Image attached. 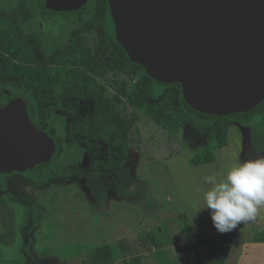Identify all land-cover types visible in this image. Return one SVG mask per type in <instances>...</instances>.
Returning <instances> with one entry per match:
<instances>
[{
	"label": "rangeland",
	"instance_id": "1",
	"mask_svg": "<svg viewBox=\"0 0 264 264\" xmlns=\"http://www.w3.org/2000/svg\"><path fill=\"white\" fill-rule=\"evenodd\" d=\"M97 4L89 0L88 15ZM37 13L28 0L0 5V93L26 101L37 130L57 121L65 153L43 173L0 161V197L18 210L17 242L0 247V264H192L190 251L207 264L200 241L238 234L242 224L221 233L204 223L197 203L209 186L202 164L191 162L214 157L209 169L223 174L237 160L264 156V126L215 130L180 109L176 85L158 86L117 61L97 21L82 26L79 16L53 39L38 30ZM77 76L89 95L74 88ZM98 93L120 120L121 136L109 117L94 118ZM215 133L221 148L213 149ZM255 221L247 240L264 229V209Z\"/></svg>",
	"mask_w": 264,
	"mask_h": 264
},
{
	"label": "water",
	"instance_id": "2",
	"mask_svg": "<svg viewBox=\"0 0 264 264\" xmlns=\"http://www.w3.org/2000/svg\"><path fill=\"white\" fill-rule=\"evenodd\" d=\"M73 12L89 0H35ZM106 31L148 77L178 84L194 111L241 114L264 100V0H106ZM53 140L31 126L26 104L0 107V161L50 162ZM1 196V193H0ZM191 263L196 261L189 252Z\"/></svg>",
	"mask_w": 264,
	"mask_h": 264
},
{
	"label": "trees",
	"instance_id": "3",
	"mask_svg": "<svg viewBox=\"0 0 264 264\" xmlns=\"http://www.w3.org/2000/svg\"><path fill=\"white\" fill-rule=\"evenodd\" d=\"M31 2L33 6H35L38 10L37 15L34 18V22L37 25V28L41 33L48 38H52V36L49 35L51 32V27L54 26L55 29L58 28L59 24H70L72 23L76 18L75 15L79 14L82 18V23L80 25L87 26L90 22V18L92 20L97 21L98 25L101 29L102 37L106 43L107 48L113 53L114 58H116L117 61H119L121 64L126 65L127 67L136 66L138 68H141L139 65H135L130 60H128L123 51L115 45L108 37L107 31H106V13H107V3L106 0H98L97 4V11L90 12L88 15L87 12V4H85L80 9L73 11V12H56L49 9H46L40 5L35 0H28ZM10 0H0V5L9 3ZM21 6V5H19ZM88 18L83 21V17L87 16ZM52 16L58 17L59 19L57 21H53ZM2 40L0 41V52L3 49L2 46ZM142 69V68H141ZM143 70V69H142ZM78 78V79H77ZM80 77L77 76L74 82V88L79 90L78 92H81V96L85 97L88 94L87 88H85L84 85L80 83ZM147 80L157 84L161 87H169L176 85L178 87V103L180 109L188 114L190 117L199 120V121H206L210 122V124L213 125V128L219 129L221 126H227L230 123L237 124L243 128H250L251 126H264V100L257 105L254 109L251 111L241 113V114H234V115H228V116H214V115H207L203 113H199L194 111L191 107L187 105V103L184 101L181 87L178 84L173 85H165L162 83H158L154 80H152L150 77L147 76ZM16 96L9 95L8 92L0 93V107H4L7 105L10 101L15 99ZM94 101V107H93V116L95 119H100L103 116L109 117L107 119V123L109 126H111L115 130V134H118L121 136V133L118 131L121 127V122L117 118L116 115L111 114L109 111H107V99L102 97V95L95 94L92 97ZM26 103V110L28 109V103ZM56 122L52 121L49 124V127L46 129L47 132L44 131V133L49 136L56 148V152L50 159V162L48 163H42L39 165H36L33 170L38 173H43L47 169V167L52 162H55L56 159L61 157L65 153V147H64V139H65V133L61 126L60 134H56ZM92 121H88V123H91ZM58 123V122H57ZM59 124V123H58ZM93 127V126H92ZM216 132V131H215ZM56 136V139L52 138V136ZM214 138L216 140V143L213 147L214 148H221L223 146V140H220L219 136L215 133ZM214 159V157H213ZM212 157H209L208 159H205L203 161L199 162H191V165H199V164H208L212 163L214 161ZM88 162V159H87ZM82 167H86L92 171V164H82ZM83 174V173H82ZM17 218H18V210L9 204L5 199L0 197V247H10L15 245L17 242ZM260 235L256 236L254 239L255 242H263L264 241V233H259ZM218 236V237H208L206 239H203L200 241L199 245L204 247L205 250V256H206V263L207 264H224L231 249V245L235 242V234H225ZM103 249H98L97 251L101 252ZM110 251V250H109ZM104 255V254H103ZM195 264H201L200 260L196 257Z\"/></svg>",
	"mask_w": 264,
	"mask_h": 264
},
{
	"label": "clouds",
	"instance_id": "4",
	"mask_svg": "<svg viewBox=\"0 0 264 264\" xmlns=\"http://www.w3.org/2000/svg\"><path fill=\"white\" fill-rule=\"evenodd\" d=\"M205 207L214 227L229 232L245 221H254L264 209V156L237 160L223 174L203 177ZM200 209V210H201Z\"/></svg>",
	"mask_w": 264,
	"mask_h": 264
},
{
	"label": "crops",
	"instance_id": "5",
	"mask_svg": "<svg viewBox=\"0 0 264 264\" xmlns=\"http://www.w3.org/2000/svg\"><path fill=\"white\" fill-rule=\"evenodd\" d=\"M230 124L238 126L237 124H234V123H230ZM217 152L215 154L216 162L218 160ZM208 165L209 164H202V165L198 166L202 170H204V172L200 171V174L202 176V183L204 184V187L209 186V185H206L204 183L203 177L205 175H209L212 173H222V169L219 170L216 167H210L211 169H209ZM200 189H201V195L200 196L202 197L203 191L205 189H202V188H200ZM197 205L199 208L205 207L203 200L202 201L199 200ZM202 215H203L204 223L205 222L210 223L212 221L211 215H210V210L202 209ZM255 222L256 221L254 220V221H245V222L240 223V224H242V225H240L241 231L238 234H235V238L239 237L241 240L237 241L235 239V242L231 245L230 253H229L224 264H264V241L263 242H255L254 240H247L248 238L246 237V234H245L246 228L253 230V226H256L254 224ZM256 232H257V234L258 233H264V229L261 231H256ZM254 234H256V233H254ZM128 236H130V235H128ZM154 236H155V238H158L157 235H154Z\"/></svg>",
	"mask_w": 264,
	"mask_h": 264
},
{
	"label": "flooded vegetation",
	"instance_id": "6",
	"mask_svg": "<svg viewBox=\"0 0 264 264\" xmlns=\"http://www.w3.org/2000/svg\"><path fill=\"white\" fill-rule=\"evenodd\" d=\"M75 16H76V18H79V14H77V15H75ZM64 25H66V24H59L58 28L55 29V30H56V34L52 36V34H51V32H50L49 35L52 36L53 39H56L57 36H58V31H59V29H60L62 26H64ZM40 32H41V31H40ZM25 104H26V103H25ZM55 152H56V149H55ZM29 170H31V169H29Z\"/></svg>",
	"mask_w": 264,
	"mask_h": 264
}]
</instances>
